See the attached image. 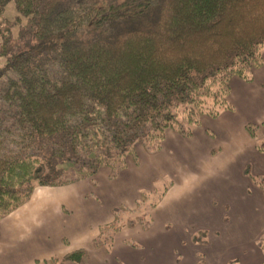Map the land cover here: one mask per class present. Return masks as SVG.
I'll return each mask as SVG.
<instances>
[{
	"label": "trees",
	"instance_id": "obj_1",
	"mask_svg": "<svg viewBox=\"0 0 264 264\" xmlns=\"http://www.w3.org/2000/svg\"><path fill=\"white\" fill-rule=\"evenodd\" d=\"M263 53L264 0H0V220L36 187L100 168L116 179L138 165L137 145L157 154L166 131L191 139L202 116L234 111L230 81L251 83ZM260 128L244 130L263 154ZM242 175L264 197V178L248 166ZM166 190L142 192L128 217L114 211L92 246L108 253L123 227L146 228ZM256 246L264 257V235ZM86 258L77 250L44 264Z\"/></svg>",
	"mask_w": 264,
	"mask_h": 264
},
{
	"label": "crops",
	"instance_id": "obj_2",
	"mask_svg": "<svg viewBox=\"0 0 264 264\" xmlns=\"http://www.w3.org/2000/svg\"><path fill=\"white\" fill-rule=\"evenodd\" d=\"M252 77L251 83L231 79L233 112L202 116L191 139L166 131L157 154L136 146L138 165L129 160L116 179L100 168L66 186L36 187L0 220V264H44L77 250L87 252L84 264H261L256 243L264 235V197L242 171L248 166L264 178V153L244 130L264 122V63ZM163 186L146 228L123 227L108 253L92 246L114 211L123 208V218L136 213L141 193Z\"/></svg>",
	"mask_w": 264,
	"mask_h": 264
},
{
	"label": "rangeland",
	"instance_id": "obj_3",
	"mask_svg": "<svg viewBox=\"0 0 264 264\" xmlns=\"http://www.w3.org/2000/svg\"><path fill=\"white\" fill-rule=\"evenodd\" d=\"M4 16H5V18L6 19H8V20H10V21H12V20H14V18L17 16V12H16V9H15V6H14V4L13 3H9L7 6H6V8H5V12H4ZM23 22L25 21V20H22ZM17 32H18V26H14L13 27V29H12V33H13V35L14 36H16V34H17ZM3 63H4V59L3 58H0V66H2L3 65ZM257 137H259V139H260V142H264V129H262V128H260L259 129V131L257 132ZM252 140V139H251ZM253 141V143H254V145H255V141L254 140H252ZM139 145H137V147H138ZM255 149V148H254ZM219 151L220 150H217V149H215V150H213V151H211L212 153H210V155H209V157H208V160L211 162H214L215 161V158L217 157V155H218V153H219ZM256 151V150H255ZM257 152V151H256ZM258 153V152H257ZM260 154V153H259ZM254 164H255V162H254ZM253 164V165H254ZM246 168V166H244V168H243V171H244V169ZM242 171V172H243ZM222 179H224L223 177H222ZM168 185V182H165V186H167ZM164 189V186L163 187H161L160 188V190H156V192H157V195H158V193H160L162 190ZM250 189V188H249ZM248 194H250V192L248 191ZM155 198H156V196L155 197H149V199H148V201L146 202L148 205H149V207H150V205H152L153 203V201H155Z\"/></svg>",
	"mask_w": 264,
	"mask_h": 264
}]
</instances>
